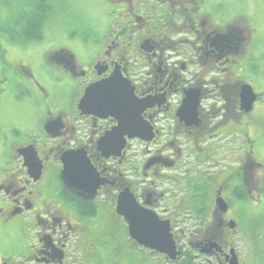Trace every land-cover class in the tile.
<instances>
[{
  "label": "flooded vegetation",
  "instance_id": "flooded-vegetation-1",
  "mask_svg": "<svg viewBox=\"0 0 264 264\" xmlns=\"http://www.w3.org/2000/svg\"><path fill=\"white\" fill-rule=\"evenodd\" d=\"M214 2L103 0L83 62L66 32L0 34V264L262 263L241 206L264 194V54ZM145 219L172 246L130 231Z\"/></svg>",
  "mask_w": 264,
  "mask_h": 264
},
{
  "label": "rangeland",
  "instance_id": "rangeland-1",
  "mask_svg": "<svg viewBox=\"0 0 264 264\" xmlns=\"http://www.w3.org/2000/svg\"><path fill=\"white\" fill-rule=\"evenodd\" d=\"M48 3L52 9L50 8V16L45 21V24L43 23L41 38V40L45 41V49L55 46L57 40L55 33L59 31L66 32L69 35L66 49L83 62L85 60L82 54L83 46L90 39L101 38L107 27L102 20L104 12L103 0H48ZM214 6L216 12L220 15L225 11L236 12L235 18L240 21V27H250L252 30L250 45L249 43L247 44L249 46V48L247 47L248 51L264 54V0H215ZM31 10L32 2L30 0H0V34L5 35L10 40H22L21 43L23 42V44L19 43V45L33 44L36 46L37 42H26L18 37L20 35V27H17L20 25V20ZM7 27H13L15 33L5 32L4 29L6 30ZM250 67L252 74L247 79L255 80L253 73L257 70L256 62H252ZM71 95L72 93L69 98ZM262 96L264 99V93ZM66 99H68V96H66ZM261 106V112L251 115V131L254 130L259 133L262 144L257 146V149H259V155L264 163V105ZM255 124H257V128H255ZM259 124L262 125L260 126ZM7 145L5 146L6 151L9 149ZM255 180L256 177L253 176V181ZM252 192L254 196H259L257 190H252ZM241 216L242 222L248 232L252 234V238L254 239V236L260 238L264 245V194L262 195V200L258 203L254 202L250 206H241ZM1 245L2 247L6 245L7 249L10 247L8 241ZM263 245L262 247L264 248ZM261 254L263 255L262 263H254L256 260L253 256L251 264H264V249ZM111 256V254H107L108 259Z\"/></svg>",
  "mask_w": 264,
  "mask_h": 264
},
{
  "label": "trees",
  "instance_id": "trees-1",
  "mask_svg": "<svg viewBox=\"0 0 264 264\" xmlns=\"http://www.w3.org/2000/svg\"><path fill=\"white\" fill-rule=\"evenodd\" d=\"M32 2V10L26 13L20 20V35L26 42H38L42 38V32L45 21L50 16L51 5L48 0H30ZM52 9V8H51ZM8 32L15 33L14 28H7ZM14 38V37H12Z\"/></svg>",
  "mask_w": 264,
  "mask_h": 264
},
{
  "label": "water",
  "instance_id": "water-1",
  "mask_svg": "<svg viewBox=\"0 0 264 264\" xmlns=\"http://www.w3.org/2000/svg\"><path fill=\"white\" fill-rule=\"evenodd\" d=\"M112 82L109 81V82H105V83H101L99 85H96L94 86L93 88H88L82 99L80 100V103H79V106L83 109L86 108V100L87 98L89 97L90 93L91 92H94V91H105V92H109L112 90ZM248 91L250 92L251 96H253L252 94V91L250 88H248ZM116 93H120L119 90H115ZM120 100H123V94L120 93ZM78 106V107H79ZM124 105H115L114 107L112 105L108 106L109 109H112V110H119L121 111L123 109ZM129 227H130V231L131 232H137L139 234H142L143 238H145L146 240H152L155 238L156 241L158 242V244L156 243L157 246H162V245H171L172 246V243L170 242V239L169 237H167L166 239V242H162L161 239L162 237L160 235H156L157 232H154V231H157V230H160V227L158 226V224L154 221H151L149 219H145L144 222L143 221H129ZM146 234V235H144ZM154 242V241H153Z\"/></svg>",
  "mask_w": 264,
  "mask_h": 264
}]
</instances>
